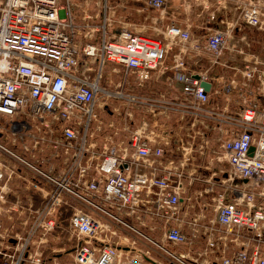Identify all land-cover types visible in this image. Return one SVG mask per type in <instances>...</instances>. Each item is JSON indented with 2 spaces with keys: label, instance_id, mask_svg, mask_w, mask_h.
Wrapping results in <instances>:
<instances>
[{
  "label": "built area",
  "instance_id": "built-area-1",
  "mask_svg": "<svg viewBox=\"0 0 264 264\" xmlns=\"http://www.w3.org/2000/svg\"><path fill=\"white\" fill-rule=\"evenodd\" d=\"M147 3L159 9L166 0ZM82 4L80 28L72 0H0V150L19 160L0 156V192L18 165L49 186L23 233L0 234V264H264V62L242 69L234 105L233 81L213 88L208 69L191 68L203 60L200 52L175 57L170 81L180 84L178 96L145 91L170 40L185 45L189 31L171 23L160 32L163 42L137 24L116 22L108 0H96L95 11L90 0ZM239 20L264 33V0H246ZM230 32L206 35L210 67L228 65L221 57ZM120 72L125 81L114 82ZM121 108V129L112 119L104 124L100 115L120 116ZM16 143L38 159L15 154ZM195 151L210 152L227 170L214 174L219 192L191 216L180 211ZM66 197L78 205L65 229L72 256L60 263L33 245L57 226L54 214ZM209 209L213 218L204 214Z\"/></svg>",
  "mask_w": 264,
  "mask_h": 264
},
{
  "label": "crops",
  "instance_id": "crops-1",
  "mask_svg": "<svg viewBox=\"0 0 264 264\" xmlns=\"http://www.w3.org/2000/svg\"><path fill=\"white\" fill-rule=\"evenodd\" d=\"M95 5L96 0H91ZM111 5L112 12L116 22L137 24L142 27L146 34L157 37L164 42L160 34L163 29L173 23L179 25L183 29H187L190 33V40L182 45L178 40L171 39L169 43L164 65L162 68L154 71L150 79L145 83V91H154L167 94L169 97H176L180 94V84L178 82H171L170 77L173 76L175 57L181 53V56L186 58L194 56L197 52L202 55V61L193 66V61H188V64L195 71L208 69L213 77L212 87L219 88L223 83L233 81L236 88L231 96L232 105L237 101V90L241 81L243 80L241 72L245 66L249 68L257 67L254 64L264 62V33H261L263 41L260 45V51L251 52L246 48L250 47L249 41L244 35H237V31L241 27H246L239 20V7L245 5L246 0H166L162 8L155 9L148 6L147 0H108ZM125 9V19L121 18L119 11ZM230 29L228 38L229 50L224 51L221 60L228 61V65L211 66L208 64L210 58L209 53L204 49L205 37L209 31ZM236 35V37H235ZM198 48H195V45ZM236 49H238L239 53ZM249 51V52H248ZM166 67V69H164ZM256 77V76H255ZM250 81L252 86L257 85L256 78ZM212 101H217L221 105L225 103L224 95H211ZM230 103V104H231ZM207 154V155H206ZM205 155L193 152L191 165L193 170H196L191 184L187 185L188 201L183 200L181 211H187L191 216L198 214L200 211V204L202 202H210L219 192V189L213 184L214 174H218L224 167L227 170V164L216 161L210 152ZM168 155V153H166ZM178 155V159H180ZM177 159V158H176ZM205 159H208L206 162ZM20 173L15 177L7 180L4 183V190L0 192L4 199H0V219L2 222V231L5 229H13L16 232L23 233L30 220L36 216L37 212L43 206V193L49 188L44 187V182L39 181L41 185L35 184L32 180V172L21 165H18ZM47 169V167H42ZM78 205L73 198L66 197L64 203L61 204L55 211L57 226L53 231L48 233L46 237L36 243L33 248L52 260L63 263L71 258L69 249L73 241L69 240L67 231L68 219L72 213L71 208ZM204 212V211H203ZM206 218H210L209 212H204ZM189 219L186 220V222ZM184 232H188V224L184 223ZM160 233L155 234L159 238ZM132 237H136L132 234ZM1 242V237H0ZM142 243V244H141ZM142 247L143 241L139 238L137 245ZM71 250V249H70Z\"/></svg>",
  "mask_w": 264,
  "mask_h": 264
},
{
  "label": "rangeland",
  "instance_id": "rangeland-1",
  "mask_svg": "<svg viewBox=\"0 0 264 264\" xmlns=\"http://www.w3.org/2000/svg\"><path fill=\"white\" fill-rule=\"evenodd\" d=\"M72 1L75 4V7H74V18H75V21H76L77 25L80 26V28H82L84 26V24H85L83 22V20L81 19V17H82V10H84V6H83L82 2L84 0H72ZM93 5L94 4L90 0V8L88 9V11H95ZM119 13H120L119 16H121V18L124 20L125 19V16H126L125 14L127 13V11H125V9H123V10L119 11ZM94 23L97 24V21H95ZM90 24H92V21H90ZM113 28H115V25L111 27V29H113ZM95 29H96V27H95ZM237 32H238V33H236L237 35H244V36H246L247 40L249 41L250 47H248L246 49L251 50V52H253V51L254 52L260 51L259 50L260 49V45H261V43L263 41V36L261 35V33L255 31L251 27H241V29H239ZM96 34H98V33L95 32L94 33V36ZM148 35H151V34L148 33ZM235 37H236V35H235ZM262 55L264 56V53L263 52H262ZM111 67H112L111 65H108L107 68L110 69ZM121 72L116 75V79H115V75H114V77H113L115 79L114 82H118V81H122V80L125 81V79L123 78L124 76L122 75ZM127 77L128 76H126V78ZM129 78L130 77H128V79ZM126 111H127L126 108H121L120 109V114H121L120 116L119 115L118 116H115V117L114 116L113 117L112 116H106L105 117V115L104 116L100 115V116L103 118L104 124L106 123L105 122L106 120L112 119V120H114L115 126L117 128H120L121 129V127H123V125H124L123 117H124V114L126 113ZM135 116L140 117V114L139 113H136ZM105 129H111V128H109V127L106 126ZM7 141L8 140L6 139L4 145L7 144ZM16 144H17L16 145V148L13 149L16 152V153L14 152L15 154H17L18 156H20L21 158H23L24 160H26V161H28L30 163L31 162H35L38 159L37 157H39V156H37V155L34 156L32 153L25 152L18 143H16ZM210 144L216 147V145L213 142H211ZM13 150H12V152H13ZM0 156L1 157L4 156L5 158H7L6 160H8V161L19 162L18 159L14 158L13 156H11L9 154L4 153L2 150H0ZM40 156H44V154H40ZM207 160L208 159H205L204 162H206ZM225 169H226V167H224V170ZM207 212H209V215L208 216L210 218H213L214 217V212L212 211V209H209L208 211H206V213ZM136 237L138 239V235H136ZM142 241H143V244H144L145 242H144L143 239H142ZM202 246L203 245H200L198 247L197 246L196 247L194 246L193 248H187V249L185 247H179L178 249L177 248L176 249L179 252H184V251H187L189 249H191V251H193V252H196V251H201ZM262 250H264V248H262ZM152 255L154 257H159L154 251H152ZM159 258H163V257H159Z\"/></svg>",
  "mask_w": 264,
  "mask_h": 264
},
{
  "label": "water",
  "instance_id": "water-1",
  "mask_svg": "<svg viewBox=\"0 0 264 264\" xmlns=\"http://www.w3.org/2000/svg\"><path fill=\"white\" fill-rule=\"evenodd\" d=\"M202 86H204V88H205L206 90H208V89L210 88V84H209L208 82H203V83H202ZM250 150L252 151L253 148H251ZM12 242H14V241H12ZM21 264H23V263H21Z\"/></svg>",
  "mask_w": 264,
  "mask_h": 264
}]
</instances>
